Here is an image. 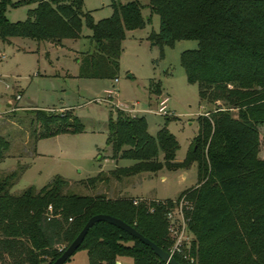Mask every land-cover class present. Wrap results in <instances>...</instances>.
Segmentation results:
<instances>
[{"label":"trees","instance_id":"16d2710c","mask_svg":"<svg viewBox=\"0 0 264 264\" xmlns=\"http://www.w3.org/2000/svg\"><path fill=\"white\" fill-rule=\"evenodd\" d=\"M141 1L112 0V14L94 21L84 11L83 0H0V39L27 37L58 45L63 39L79 38L84 20L94 49L76 52L78 75L110 79L119 72L125 32L150 23L151 13L159 16V30L149 36L155 44L196 40L197 48L184 50L180 63L187 81L197 84L200 98L215 107L198 115V132L188 153L196 163L195 184L176 200L107 198L64 192L67 181L55 176L39 189L29 186L13 194L9 188L18 173L11 170L0 176V264H51L86 221L100 213L123 220L168 251L165 213L181 198L186 201L183 214L194 260L173 254L178 262L264 264V158L258 156L259 126L264 124V0H147L146 18ZM33 2L25 19L6 18L8 3ZM155 86L159 91L160 82ZM61 109H33L35 140L83 130L70 109ZM231 109H236V116ZM107 142L113 159L138 161L111 170L115 177L156 170L162 166L156 160L159 151L165 163L171 162L179 146L166 126L151 135L143 116L120 108L109 117ZM9 147L0 136V162ZM99 180L100 173L86 183L94 187ZM80 249L86 251L88 264H118L119 257H130L133 264L162 263L148 245L106 221L88 229L76 251Z\"/></svg>","mask_w":264,"mask_h":264},{"label":"rangeland","instance_id":"374dc122","mask_svg":"<svg viewBox=\"0 0 264 264\" xmlns=\"http://www.w3.org/2000/svg\"><path fill=\"white\" fill-rule=\"evenodd\" d=\"M111 1L83 0V9L98 21L112 14ZM141 2L145 5L141 12L146 18L150 15L148 1ZM35 5L36 2L17 6L8 3L5 16L11 22L23 20L27 10ZM158 30L159 16L151 13L150 23L125 32L117 80L79 77L76 52L94 49L91 30L84 20L79 38H66L58 45L27 37L0 39V136L10 142L0 162V176L11 170L18 173L9 188L11 193L19 194L29 186L39 189L60 176L67 181L64 192L98 194V182L92 187L86 183L89 178L105 166L128 168L137 164V160L120 157L103 161L104 157L113 159L112 147L107 142V124L109 117L115 116L116 108L143 116L151 135L166 126L179 143L173 161L165 163L159 151L156 160L162 162L161 167L122 176L121 187L132 196L176 200L183 190L195 184L196 163L188 159V153L198 132V115L215 106L200 98L197 84L187 81L180 63L181 53L197 48V41L178 40L171 46H160L149 37ZM109 89L114 93H106ZM165 96L169 116L156 112ZM9 100L12 102L7 106ZM61 107L73 112L83 130L35 140L37 124L33 109L55 113L62 112ZM231 114L236 116V109H231ZM259 133L258 156L264 158V124L259 126ZM125 259L132 262L130 257ZM63 264H88L86 251H76Z\"/></svg>","mask_w":264,"mask_h":264},{"label":"built area","instance_id":"2783aa9c","mask_svg":"<svg viewBox=\"0 0 264 264\" xmlns=\"http://www.w3.org/2000/svg\"><path fill=\"white\" fill-rule=\"evenodd\" d=\"M115 80H117V78ZM106 93L112 94L114 93V90L109 89ZM167 102L168 96H165L159 101L156 112L165 116L171 115L170 111L167 110ZM185 204L186 201L181 198L178 203H176L173 207H170L165 213L167 231L171 239V245L168 252L171 255L177 254L183 259L192 262L194 259L189 253L192 235L188 231V219L185 218L183 214V206ZM48 210H51V205L48 206Z\"/></svg>","mask_w":264,"mask_h":264},{"label":"water","instance_id":"95a60500","mask_svg":"<svg viewBox=\"0 0 264 264\" xmlns=\"http://www.w3.org/2000/svg\"><path fill=\"white\" fill-rule=\"evenodd\" d=\"M98 221H106L111 224L116 225L117 227L123 229L133 237L139 239L144 244L148 245L154 254L162 261L164 264H181L178 262L173 255H171L168 251L164 250L160 246H158L153 241L149 240L147 237L142 235L140 232H138L133 226L125 223L123 220L113 217L108 214H95L91 216L80 232L77 234V236L66 246V248L62 251L60 256H58L51 264H63L65 261H67L68 258H70L73 253L77 250L80 243L83 241L84 236L86 235L88 229L96 222Z\"/></svg>","mask_w":264,"mask_h":264},{"label":"crops","instance_id":"0c3cea01","mask_svg":"<svg viewBox=\"0 0 264 264\" xmlns=\"http://www.w3.org/2000/svg\"><path fill=\"white\" fill-rule=\"evenodd\" d=\"M11 100L7 101V106H10ZM101 156L99 157V159ZM18 162L20 161L17 159ZM114 159H111L109 157H104L103 161L109 162L113 161ZM104 167V165L102 166ZM117 168L115 164H112V166L109 167H104L101 169L100 173V180L98 181L99 184V190L98 194H103L107 198H118V197H132L135 199H161L158 197H153V196H146V195H141V196H132L127 190L124 189V187H121L120 182L123 180L122 176L120 177H115L110 174V171ZM114 183V184H113ZM194 185V184H193ZM191 185V186H193ZM190 186V187H191ZM95 194V193H93ZM126 257H119L117 260L118 264H133L132 262H128V260L125 259Z\"/></svg>","mask_w":264,"mask_h":264}]
</instances>
